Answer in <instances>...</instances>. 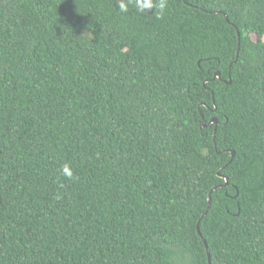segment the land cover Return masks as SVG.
<instances>
[{"label":"trees","instance_id":"1","mask_svg":"<svg viewBox=\"0 0 264 264\" xmlns=\"http://www.w3.org/2000/svg\"><path fill=\"white\" fill-rule=\"evenodd\" d=\"M159 3L0 0V264H264V0Z\"/></svg>","mask_w":264,"mask_h":264},{"label":"clouds","instance_id":"2","mask_svg":"<svg viewBox=\"0 0 264 264\" xmlns=\"http://www.w3.org/2000/svg\"><path fill=\"white\" fill-rule=\"evenodd\" d=\"M158 7H159L160 14L162 16L167 7V0H160ZM120 8H121V11L123 12H126L128 10L126 4L124 3H121ZM60 174L69 180H72L75 178L74 172L72 171V168L69 164H64L61 167Z\"/></svg>","mask_w":264,"mask_h":264},{"label":"water","instance_id":"3","mask_svg":"<svg viewBox=\"0 0 264 264\" xmlns=\"http://www.w3.org/2000/svg\"><path fill=\"white\" fill-rule=\"evenodd\" d=\"M150 13H152V12H150ZM218 13L223 14V15L225 16L226 20L229 21V18H228V16H227L225 13H223L222 11H218ZM232 25H233V24H232ZM233 26H234V25H233ZM221 77H222V75H221L220 72H216L215 75H214V79H216V78L221 79ZM206 83H207V81H206L204 84H206ZM213 123H215V125H218V121H217V120L211 121L209 125H211V124H213ZM204 126L206 127L207 125L204 123ZM232 154H233V157H234V156H235V152H232ZM226 180H227V183H226V184L228 185L229 180H228V179H226ZM220 187H222V185H219V186L215 187V189H216V188H220ZM215 189H213V191H214ZM211 203H212V192L209 194V207H208L207 212L209 211V209H210V207H211ZM198 231H199V233H201V232H200V227H199V225H198ZM204 242H205V246H206L207 251H208L209 256H210L209 247H208L206 241H204Z\"/></svg>","mask_w":264,"mask_h":264}]
</instances>
